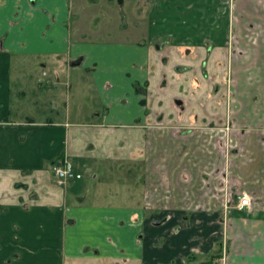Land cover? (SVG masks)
I'll use <instances>...</instances> for the list:
<instances>
[{
  "label": "crops",
  "instance_id": "1",
  "mask_svg": "<svg viewBox=\"0 0 264 264\" xmlns=\"http://www.w3.org/2000/svg\"><path fill=\"white\" fill-rule=\"evenodd\" d=\"M152 1L153 35L169 45L109 44L112 56L100 45L95 53L108 61L90 80L98 65L89 44L72 43V0H0V264H264V73L253 68L264 64V0H236L238 18L229 9L222 16V0ZM228 28L250 50V62H233L248 66L234 88L231 149L240 140L247 150L230 170L206 126L224 124L225 91L202 73L205 61L213 74L222 69ZM47 66L54 77L44 81ZM77 67L105 112L72 110L71 92L60 98L40 86L71 88ZM255 80L259 100L250 107L241 84ZM135 83L146 86L145 106ZM46 108L64 115L34 117ZM158 121L162 128H147ZM59 157L82 178L58 184ZM124 166L137 167L131 190ZM98 178L119 188L94 190ZM240 194L252 201L245 211L234 207Z\"/></svg>",
  "mask_w": 264,
  "mask_h": 264
},
{
  "label": "rangeland",
  "instance_id": "2",
  "mask_svg": "<svg viewBox=\"0 0 264 264\" xmlns=\"http://www.w3.org/2000/svg\"><path fill=\"white\" fill-rule=\"evenodd\" d=\"M109 1V2H108ZM72 0L73 2V10H72V43L79 41L81 44H89L87 45V48H85L86 54L91 57V61L96 62L98 67L96 68L95 72L93 71H87L86 76L92 80L91 76H99L100 72L102 71L101 66L105 65L108 60H105L104 57H98L95 53L96 47H99L102 45L104 48L102 49L104 52L107 51V49L110 47L109 44H124L125 42H134L139 41L141 44L147 46L149 44V30H150V22H153L154 20L150 17L149 13V7L152 6L150 0H125V3L122 6H119V0ZM222 6L223 8L227 7L226 9H221L222 16L225 15L224 11L230 12V16L235 18H238L236 16L235 10H234V4L236 3V0H222ZM146 15V16H145ZM221 16V19L223 17ZM155 23V22H153ZM161 23V22H160ZM161 25V24H160ZM245 27V26H244ZM159 30H162L160 27ZM162 36V35H161ZM227 42L224 45L225 48H227L225 54V60L232 59V63L228 61H221V67L222 69L220 72H217L215 74L211 73V70H205V76H206V82L209 83H215L217 84L215 87H219L220 89H224L225 91V110H226V118L224 120V123H226V119H229L231 122L228 124H223L221 127H217L212 129L211 126L206 125L207 128L209 127L210 140H212V143H215L216 140H220L223 144L220 145L221 148H224L222 150V155L225 156V160L227 163V168L230 170V164H232V169L236 166V164H240L244 158H245V151L247 148H245L242 145V142L240 140H236V144H239L243 148H238V146L235 149H231V132L235 128L233 126V117L235 118L236 112H235V105L232 102L233 96H234V88L236 86V83H238V77H240L241 70L243 69L244 60L242 62H235L233 63L234 59L240 60L241 55L245 58V61L250 62L249 57V48L243 47L241 45L240 41L237 38V33L235 31V28L231 29L228 28L227 31ZM83 38V39H82ZM165 39H168V41L171 40L170 37H164ZM163 38L156 39L157 43L162 41ZM105 56V55H102ZM247 65V64H246ZM244 64V67L246 66ZM237 66V67H236ZM242 66L241 69L238 67ZM248 66V65H247ZM172 66H169L164 71L165 73H169L172 71ZM256 67V71L264 73V64H260L258 66H253V68ZM207 69V68H205ZM251 70V67L250 69ZM253 71V70H252ZM47 77L44 78L45 80H52L54 77L53 70L50 66H47L45 70ZM85 71L83 69L77 67L72 69V85L71 88L69 86H56L52 87L50 84H41L40 86H44L46 89V92L48 95H55L61 98V95H66L67 92L72 93V110H84V109H91V107H94V109H100L101 111L105 112L106 105L101 102V95L100 91L96 89L92 83V81L86 82V84L83 85V81L79 77V75H83ZM93 74H92V73ZM244 72V71H243ZM33 74L39 75L41 74L40 64L38 63L35 67ZM249 74V72H248ZM257 74V73H256ZM264 75V74H263ZM37 77V76H36ZM248 78H250V75H248ZM37 79V78H36ZM62 81L65 82V75H63ZM211 81V82H210ZM248 81V79H247ZM207 85V84H206ZM209 85V84H208ZM43 87V88H44ZM241 87L244 88V93L250 96H246L247 100L249 101V106L252 107L258 98L255 100L253 97L256 96L257 92L261 89V84H259L258 80L251 81L245 84V82H242ZM245 97V96H244ZM242 98V97H241ZM164 102V101H162ZM258 106L261 105V103L258 102ZM59 107V106H58ZM104 107V108H103ZM202 112H204V115H206L205 108L208 107L207 103H202ZM61 111L63 110L61 106ZM212 109V108H210ZM234 109V111H233ZM58 111L59 113H51L50 109L46 108L45 112H34V117L36 119H45L50 118L54 119L56 116L61 118L64 114ZM86 115V114H85ZM220 122V123H222ZM217 126H220L219 124ZM155 130V129H154ZM162 130V129H161ZM214 132V133H213ZM233 133V132H232ZM213 134L216 136L213 137ZM211 137V138H210ZM215 139V141H214ZM210 142V143H211ZM237 151V153H234ZM239 156L237 159H233L232 157ZM206 165H209V162H204ZM203 163V164H204ZM121 164H127L126 162H121ZM138 165V164H136ZM130 167V166H129ZM212 168V164H211ZM210 170V168H209ZM120 174V178H125V187L128 189H132L133 185L135 186L134 181L131 178L133 175L137 173V167L135 166L134 169L128 168L124 166V168H120L118 171ZM99 173L98 171H94L93 173H85L84 179L82 182H89L92 179V174ZM142 183V182H141ZM94 190H101V187H108L110 190L114 191L117 187L114 184H111L109 182H104L101 185L100 178L96 179L93 183ZM143 186L141 185V189ZM107 189V190H109ZM130 189V190H131ZM143 194V190H142ZM225 195V194H224ZM227 200V198H223V200Z\"/></svg>",
  "mask_w": 264,
  "mask_h": 264
},
{
  "label": "flooded vegetation",
  "instance_id": "3",
  "mask_svg": "<svg viewBox=\"0 0 264 264\" xmlns=\"http://www.w3.org/2000/svg\"><path fill=\"white\" fill-rule=\"evenodd\" d=\"M108 1V0H107ZM109 2V1H108ZM150 2H151V5L152 4H154V1H152V0H150ZM125 3V0H119V6H122L123 4ZM152 6H150L149 7V13H148V16H149V14H150V11L152 10ZM146 16V15H145ZM155 27V24L153 23V22H150V30H149V44L147 45V46H145V45H143V44H141L139 41H138V44H141V46L143 47V46H145V47H148V46H150V47H152V48H154V49H160V50H162V49H164L166 46H168L169 45V41H168V39H166V40H162V41H160L159 43H157V41H156V39H155V35H153V29L152 28H154ZM225 45V44H224ZM211 47L212 46H210V45H208L207 46V53L208 52H210V50H211ZM226 50H227V48H225V52H226ZM101 54L102 55H105V56H112V54H106L104 51L103 52H101ZM225 61H228L229 63L231 62L232 63V59L230 58V59H228V60H225ZM234 61V60H233ZM76 64H78V62H75ZM161 63L162 64H166L167 63V60H166V58L165 57H163L162 59H161ZM75 65V64H74ZM203 69H202V73H203V76H204V78H206V76H205V73H204V71L205 70H207V69H205V68H207V61H205L204 63H203ZM182 68H177V71H183V70H181ZM166 79L164 78L161 82H160V87L161 88H164L165 86H166ZM134 91L136 92V94H138V95H142L144 98L142 99V100H140V104H142V106H145L146 105V96H147V90H146V86L143 84V85H138V84H134ZM175 105L176 106H179L181 109H183V104H182V102L180 101V100H177L176 101V103H175ZM228 119H229V116H228ZM228 119H226V123H224V124H228V123H230L231 121L230 120H228ZM233 122V121H232ZM234 123V122H233ZM163 127V125L161 124V121H158V122H156V123H154V125L152 124V125H150V126H147V128H162ZM211 127H213V126H211ZM186 131V130H185ZM183 132V134L184 133H188V132ZM65 158V157H64ZM60 159H63V158H61V157H59V158H57L55 161H54V164L52 165V171H53V168H54V166L57 164V162L60 160ZM53 174H54V171H53ZM54 177H55V175H54ZM56 179V178H55ZM72 181V180H71ZM69 182V181H68ZM67 183V182H66ZM161 224V222H159V221H157V222H153V226H159Z\"/></svg>",
  "mask_w": 264,
  "mask_h": 264
},
{
  "label": "built area",
  "instance_id": "4",
  "mask_svg": "<svg viewBox=\"0 0 264 264\" xmlns=\"http://www.w3.org/2000/svg\"><path fill=\"white\" fill-rule=\"evenodd\" d=\"M53 171L58 184H64L71 180H78L82 177L81 174L74 170L71 162L66 157L57 162ZM251 202V198L248 195L240 194L236 199L234 207L238 211H245L250 207Z\"/></svg>",
  "mask_w": 264,
  "mask_h": 264
}]
</instances>
